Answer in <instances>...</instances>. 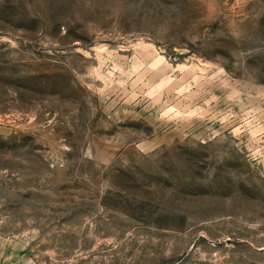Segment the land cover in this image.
I'll return each mask as SVG.
<instances>
[{
  "label": "rangeland",
  "instance_id": "rangeland-1",
  "mask_svg": "<svg viewBox=\"0 0 264 264\" xmlns=\"http://www.w3.org/2000/svg\"><path fill=\"white\" fill-rule=\"evenodd\" d=\"M264 0H0V239L29 264H264Z\"/></svg>",
  "mask_w": 264,
  "mask_h": 264
},
{
  "label": "crops",
  "instance_id": "crops-1",
  "mask_svg": "<svg viewBox=\"0 0 264 264\" xmlns=\"http://www.w3.org/2000/svg\"><path fill=\"white\" fill-rule=\"evenodd\" d=\"M262 173H264V159L256 161ZM0 264H29L19 257V247L12 241L0 239Z\"/></svg>",
  "mask_w": 264,
  "mask_h": 264
}]
</instances>
